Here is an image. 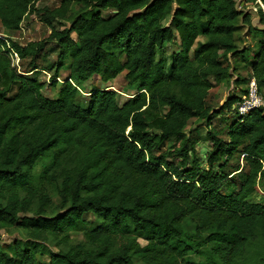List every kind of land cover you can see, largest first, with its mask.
Returning <instances> with one entry per match:
<instances>
[{
    "label": "trees",
    "instance_id": "obj_1",
    "mask_svg": "<svg viewBox=\"0 0 264 264\" xmlns=\"http://www.w3.org/2000/svg\"><path fill=\"white\" fill-rule=\"evenodd\" d=\"M36 1L0 0L5 30H19L30 13L51 29L27 44L0 35V230L15 225L62 248L46 263L36 244L14 241L13 254L0 242V264H199L190 253L205 264H264V203L251 201L258 178L264 191V105L234 109L253 77L264 99V28L237 0ZM248 2L264 23L258 0ZM242 25L259 31L257 48L239 49ZM176 38L168 62L159 53ZM50 41L57 62L44 66ZM240 60L251 71L236 76L245 93L212 106V80L236 74ZM51 67L56 96L39 76ZM123 72L138 84L123 103L111 87L78 101L94 76L107 83ZM196 117L207 119L205 159L196 151L199 128L185 132ZM171 137L181 144L165 150ZM52 193L62 212L48 213ZM90 213L100 218L94 227ZM74 231L84 240L71 243Z\"/></svg>",
    "mask_w": 264,
    "mask_h": 264
},
{
    "label": "rangeland",
    "instance_id": "obj_2",
    "mask_svg": "<svg viewBox=\"0 0 264 264\" xmlns=\"http://www.w3.org/2000/svg\"><path fill=\"white\" fill-rule=\"evenodd\" d=\"M59 4L58 0H37L36 6L37 7H44L49 6L53 7ZM237 5L239 9H242L244 12H250L252 15V23L253 26L257 29L264 28V23H261V18L259 14V9L257 8V5L254 3H246V0H237ZM107 13H113L115 12L114 9H109L106 11ZM169 23V22H168ZM51 33V29L48 25H46L44 22L40 20V17L37 13H30L28 14L22 24L21 28L17 31H7L2 26L0 21V35H6L11 40L17 41L21 44H27L32 41H40L44 40L49 37ZM74 37L77 38L76 35ZM261 37L259 34V31H255V29H250L248 25H242L241 28L236 33V40L237 44L239 46V49H244L247 46L252 47L254 46V49L257 48L258 38ZM206 38L204 36H200L198 38V41H205ZM180 48V41L179 38L174 39L172 42L167 43L164 47V49L159 53V55L164 56V58L169 62L171 61L172 54L176 51H178ZM197 48V43L193 46L191 50V54L194 55V52ZM59 53V50L55 46V41H50L47 43V46L45 48L44 53L41 55V63L44 66H52L55 62H57V55ZM160 57V56H159ZM71 59L67 61V66L65 69L61 71V77L58 78L59 82H62L66 77L69 76V63ZM13 62L16 66L19 68L21 65L20 57L13 53ZM235 64V63H234ZM245 64L247 62H244L240 60L238 62V72L232 71V74L224 77L221 81L215 82L213 79V86L211 89V93L209 96V103L212 106H219L223 104L226 99L232 95V94H238L243 95L245 92L244 90L247 88V83H238L236 76H240L239 78H250L251 77V71L245 67ZM53 68L51 67L48 70H43L39 76L42 81L47 82V86L45 88L47 94L51 96H56L58 88L49 85L51 83V76L53 74ZM250 80V79H249ZM137 86L138 84L131 85L128 83L127 78L125 77V72L120 74L117 78L110 80L109 82H103L99 76H94L90 82L84 83L82 85V89L79 91L78 94V101L81 103L86 104L90 95V90H92L93 87H111L114 88L118 93V101L119 103H123L126 101L129 97L133 96L137 92ZM59 87V86H58ZM264 95V91L262 92ZM213 116V115H212ZM220 117V116H219ZM218 116L215 119L213 127L218 125ZM225 117V116H224ZM207 119L202 117H196L193 118L189 124L185 128V132L187 135L192 134L193 130L196 128H199L200 134L198 138L200 137L198 143L196 144V151L197 153L202 157L206 158V152L210 148V142L206 139L207 134V126H206ZM197 138V139H198ZM181 140H179L176 137H171L168 139L165 143V150H169L172 147L180 146ZM179 160V159H178ZM39 168L36 169L35 172L39 173ZM262 180L258 178V186L259 191L256 192L254 195L251 196L252 202H260L264 203V191L260 186V183ZM52 199L54 201V205L48 207V213L49 214H55L58 212H62V208L60 207L61 199L56 193L51 194ZM88 219L91 222V226L94 227L100 222V218L94 214L90 213L88 214ZM84 240V235L81 232H71L70 235V241L71 243L75 244L78 241ZM14 241H21L22 244L27 243L29 245L36 244L40 251L38 252V259L42 262H50L51 255L53 253H57L62 247L59 246L56 242H50L46 240L36 239L33 237H30L29 234H27L26 231L21 230L15 225H8L0 230V242L2 244L7 245L8 250L14 254L13 251V242ZM258 244V242L253 243V245H250L249 248H251L250 253L255 252V246ZM188 260H191L193 262L199 263V264H205L206 256L198 254V253H190L187 256ZM56 264H60V262H57Z\"/></svg>",
    "mask_w": 264,
    "mask_h": 264
},
{
    "label": "built area",
    "instance_id": "obj_3",
    "mask_svg": "<svg viewBox=\"0 0 264 264\" xmlns=\"http://www.w3.org/2000/svg\"><path fill=\"white\" fill-rule=\"evenodd\" d=\"M260 4L263 7V4L259 0ZM15 54H17L15 52ZM18 55V54H17ZM264 105L263 96L260 94L258 89V83L256 79L253 77L250 80L247 94H245L243 100L239 101L235 106L234 109L239 111L240 114H246L251 109L260 107Z\"/></svg>",
    "mask_w": 264,
    "mask_h": 264
},
{
    "label": "clouds",
    "instance_id": "obj_4",
    "mask_svg": "<svg viewBox=\"0 0 264 264\" xmlns=\"http://www.w3.org/2000/svg\"><path fill=\"white\" fill-rule=\"evenodd\" d=\"M258 2H259V0H258ZM262 3V2H261ZM259 4H260V2H259ZM263 4V3H262ZM261 5V4H260ZM261 7H262V5H261ZM258 8V7H257ZM262 8H264V5H263V7Z\"/></svg>",
    "mask_w": 264,
    "mask_h": 264
},
{
    "label": "crops",
    "instance_id": "obj_5",
    "mask_svg": "<svg viewBox=\"0 0 264 264\" xmlns=\"http://www.w3.org/2000/svg\"><path fill=\"white\" fill-rule=\"evenodd\" d=\"M236 37V36H235Z\"/></svg>",
    "mask_w": 264,
    "mask_h": 264
}]
</instances>
